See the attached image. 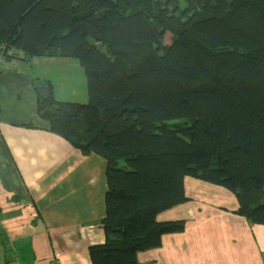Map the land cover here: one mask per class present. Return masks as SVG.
I'll list each match as a JSON object with an SVG mask.
<instances>
[{
  "label": "trees",
  "instance_id": "trees-1",
  "mask_svg": "<svg viewBox=\"0 0 264 264\" xmlns=\"http://www.w3.org/2000/svg\"><path fill=\"white\" fill-rule=\"evenodd\" d=\"M2 57L84 68L85 103L34 85L49 130L107 161L92 264H140L182 232L184 219L160 216L189 201L187 177L264 224V0H0Z\"/></svg>",
  "mask_w": 264,
  "mask_h": 264
},
{
  "label": "crops",
  "instance_id": "crops-1",
  "mask_svg": "<svg viewBox=\"0 0 264 264\" xmlns=\"http://www.w3.org/2000/svg\"><path fill=\"white\" fill-rule=\"evenodd\" d=\"M53 59L0 58V264H92L89 247L106 240L107 161L38 112L33 65ZM185 191L189 201L160 216L185 229L139 252L140 264H264V224L236 214L231 191L191 177Z\"/></svg>",
  "mask_w": 264,
  "mask_h": 264
},
{
  "label": "rangeland",
  "instance_id": "rangeland-1",
  "mask_svg": "<svg viewBox=\"0 0 264 264\" xmlns=\"http://www.w3.org/2000/svg\"><path fill=\"white\" fill-rule=\"evenodd\" d=\"M55 59L54 63L47 61L45 65H42L43 62L33 65L38 76L42 77L40 81H48L52 84L55 99L87 102L89 98L87 78L80 60L74 57H55ZM43 87L42 96L46 95L45 85Z\"/></svg>",
  "mask_w": 264,
  "mask_h": 264
},
{
  "label": "built area",
  "instance_id": "built-area-1",
  "mask_svg": "<svg viewBox=\"0 0 264 264\" xmlns=\"http://www.w3.org/2000/svg\"><path fill=\"white\" fill-rule=\"evenodd\" d=\"M51 264H55V262L51 263Z\"/></svg>",
  "mask_w": 264,
  "mask_h": 264
}]
</instances>
